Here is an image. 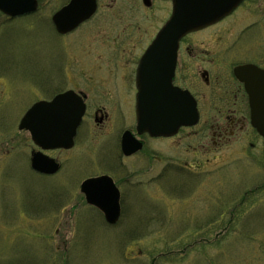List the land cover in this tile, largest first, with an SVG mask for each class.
I'll return each mask as SVG.
<instances>
[{
	"label": "rangeland",
	"instance_id": "374dc122",
	"mask_svg": "<svg viewBox=\"0 0 264 264\" xmlns=\"http://www.w3.org/2000/svg\"><path fill=\"white\" fill-rule=\"evenodd\" d=\"M254 7L257 15L245 13L239 33L255 21L261 32L252 28L241 37V60L264 55V38L252 42L264 36V1ZM38 16L8 20L0 13V264H264V139L246 126L217 146L208 129V145L198 147L194 132L205 120L209 128L210 108L190 129L189 144L147 141L139 157L121 160L123 170L117 132L135 117L111 114L110 123L99 126L89 114L72 148L47 152L63 161L60 171L32 170L29 154L36 147L18 128L23 113L86 76H104L110 57L119 60L101 30L86 24L59 35ZM236 36L193 35L187 63L239 62L232 55ZM168 157L175 171L159 177ZM103 172L129 178L121 183L117 225L91 211L80 190L85 178Z\"/></svg>",
	"mask_w": 264,
	"mask_h": 264
},
{
	"label": "flooded vegetation",
	"instance_id": "af4514ba",
	"mask_svg": "<svg viewBox=\"0 0 264 264\" xmlns=\"http://www.w3.org/2000/svg\"><path fill=\"white\" fill-rule=\"evenodd\" d=\"M71 1L72 0H37V8L33 11L13 16L2 12L0 13L4 14L8 20L39 14L41 19L46 20L49 25H51V30L59 34L53 22V16L64 8H69L68 6ZM91 1L92 0H77L75 6L64 13V18H68L72 10L74 16V9L80 10L83 8H90ZM205 1L211 4H232L235 0ZM263 1L264 0H241L236 6L230 8L229 12L220 16L216 21L200 29L186 33L179 40L177 63L171 76V83L173 86L189 91L194 96L197 102L199 120L194 126H181L174 135L151 136L148 132L138 133L136 127L137 95L138 92H140L137 79L138 76L145 79L148 77V73L153 72L151 66H147L146 68V66H143V63L139 62L145 50L173 15L175 11V0H93L95 4L94 11L74 30L86 24L89 25L91 29L96 28V30H101L103 35L112 42L114 52L119 54V60H114L110 57V61L113 63H105L106 69L104 71V76H86L83 84L75 85L72 89L83 96L86 104L85 115L82 122L89 114L95 116L94 119L99 126H105L107 123L109 124L111 114L119 117H125V115L130 114V116L135 117L133 118L132 125H120L121 127L123 126V128L119 129V131L117 130V157H119V165L122 170L125 169L124 163L122 162L123 159L137 156L141 150L147 146V141L152 143L154 140L159 141L157 143H165L167 148H174L175 138L183 139V141L180 140L181 142H190L189 138L190 135H192L190 129L198 127L202 121H204V113L211 112L210 109L215 111V118L211 120L209 128V121L205 120L204 127L194 132L197 138L196 140L198 141V147L202 148L208 145L206 142V131L208 129L211 135L209 142L211 141V144L217 146H222L226 142L232 141L246 126L251 127V129L256 132L250 122L251 108L249 94L245 89L244 83L239 81L236 77L234 68L240 64H250L264 73L263 54H259L254 60H241L236 56L240 51V49H237L238 42L248 30L256 28L257 31L261 32L259 24H257L258 21L244 25L245 28L244 30L241 29V33H239V26L243 23V20L246 19H243L245 13L252 17L257 15L255 13L254 4L263 3ZM259 7L258 10L260 9ZM212 9H215L217 15L221 10V6H211L210 10ZM263 14L264 12H262V15ZM201 32L219 33L220 36L235 33L237 36L234 39V44L236 43L237 45L232 55H235L239 62L229 65L227 63H187L186 59L193 53L189 46V41H191L193 35ZM259 36L264 38V36L259 33L257 34V38H254L252 42H257ZM214 41L217 43L218 39L215 38ZM263 43L264 40L261 44ZM132 50L136 52L137 55L135 53V55L131 56L130 53H128ZM253 50L254 49H252V51ZM155 72L157 76L163 74L160 79H166L165 74L168 73L166 64L163 63ZM206 101L209 103L207 104ZM126 133L128 141V148L126 150L136 147L139 144L138 142L142 144L141 150L132 152L128 155L125 154L122 141ZM107 135L109 134H106V136ZM202 139L203 141L200 143ZM152 144L156 145L155 143ZM45 152L47 153L48 151ZM136 160L140 159L137 158ZM56 161L59 163L60 171L63 166V161L58 158H56ZM185 163L187 164V161H185ZM165 169L168 170V173L175 171L174 161H170L169 157L166 168L163 169L164 171L159 177L165 175ZM105 174L110 175L120 189V203L122 207L121 183L126 184L129 178L123 176L117 179L116 176L110 172L94 174L90 177ZM166 175L168 176L169 174ZM89 206L93 211L100 212L99 214L102 215H100L101 217H104V214L96 208V206ZM102 221L106 223L105 218H103Z\"/></svg>",
	"mask_w": 264,
	"mask_h": 264
},
{
	"label": "water",
	"instance_id": "95a60500",
	"mask_svg": "<svg viewBox=\"0 0 264 264\" xmlns=\"http://www.w3.org/2000/svg\"><path fill=\"white\" fill-rule=\"evenodd\" d=\"M240 1L235 0L232 4H211L205 0H175L173 15L140 60L146 68L151 66L153 72L148 73L145 79L140 76L137 79L140 88L137 98L139 132L171 135L175 134L181 125L197 123L198 109L195 98L188 91L174 87L171 83L179 40L186 33L216 21ZM76 2L77 0H73L69 8H64L54 15L53 20L58 31L64 33L73 29L94 11L92 0L90 8L74 9V16L72 10L70 16L64 18V13L74 7ZM35 6V0H0V9L10 14L32 10ZM211 6H221L217 15L215 9L210 10ZM163 63L168 69L165 81L160 79L163 74L157 76L155 72ZM235 73L244 82L250 95L251 123L264 137V73L252 65L236 66ZM84 112L85 103L82 96L69 89L56 94L51 100L35 102L21 118L19 128L29 130L33 141L44 149L70 148L74 145V136ZM127 144L126 133L123 139L124 149ZM139 146L141 143L136 148ZM32 166L46 173H53L58 169L56 160L40 151L33 152ZM81 190L87 202L98 206L110 223L117 222L120 216V192L111 177L103 175L88 178L81 184Z\"/></svg>",
	"mask_w": 264,
	"mask_h": 264
}]
</instances>
